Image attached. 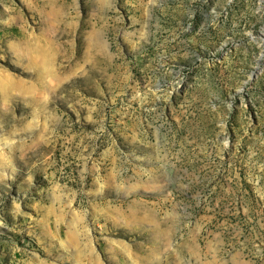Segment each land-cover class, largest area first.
I'll return each instance as SVG.
<instances>
[{
  "label": "rangeland",
  "instance_id": "374dc122",
  "mask_svg": "<svg viewBox=\"0 0 264 264\" xmlns=\"http://www.w3.org/2000/svg\"><path fill=\"white\" fill-rule=\"evenodd\" d=\"M0 264H264V0H0Z\"/></svg>",
  "mask_w": 264,
  "mask_h": 264
},
{
  "label": "bare ground",
  "instance_id": "6f19581e",
  "mask_svg": "<svg viewBox=\"0 0 264 264\" xmlns=\"http://www.w3.org/2000/svg\"><path fill=\"white\" fill-rule=\"evenodd\" d=\"M47 58H48V57H47ZM44 60H46V59L44 58ZM49 60H50V59H49ZM47 61H48V59H47ZM45 62H46V61H45ZM50 64H51V63H50ZM46 65H47V64H46ZM43 66H44V65H43ZM40 69H41V68H40ZM48 70H49V68H48ZM45 72H47V71H44V73H45ZM47 74H48V73H47Z\"/></svg>",
  "mask_w": 264,
  "mask_h": 264
}]
</instances>
